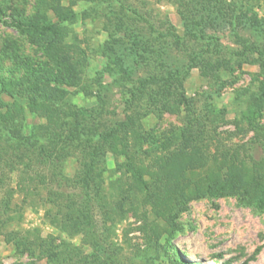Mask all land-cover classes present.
I'll return each mask as SVG.
<instances>
[{
    "label": "rangeland",
    "instance_id": "1",
    "mask_svg": "<svg viewBox=\"0 0 264 264\" xmlns=\"http://www.w3.org/2000/svg\"><path fill=\"white\" fill-rule=\"evenodd\" d=\"M59 6L75 18L59 22L57 7L44 0H0L5 102L27 106L37 98L13 96L2 85L36 72L51 81L40 96L69 112L66 128L76 122L85 140H95L130 114V85L115 82L123 71L135 81L162 77L185 101L180 114L143 119L152 138L144 149L170 142L171 149L187 145L212 158L227 152L247 162L263 157L264 56L244 48H264V0H61ZM14 21L59 29L33 37L11 27ZM51 44L71 49L51 58ZM47 122L27 110L23 131ZM182 132L190 134L188 144L178 137ZM84 145L69 143L59 162L22 147L0 154V264H60L70 252L93 264H264V210L241 191L191 201L168 221L130 189L117 171L124 160L109 151L96 158L89 189L60 185L81 170V160H91L81 155ZM5 146L0 140L1 152ZM71 204L77 213L89 212L93 223L81 219L76 229L60 231L52 222L63 220Z\"/></svg>",
    "mask_w": 264,
    "mask_h": 264
},
{
    "label": "trees",
    "instance_id": "2",
    "mask_svg": "<svg viewBox=\"0 0 264 264\" xmlns=\"http://www.w3.org/2000/svg\"><path fill=\"white\" fill-rule=\"evenodd\" d=\"M60 1L44 0L52 7L54 5L57 7H54V10L59 22L74 19L75 14L64 12L65 9L59 6ZM10 26L25 31L33 37L44 33H56L59 29L56 24L45 22L26 25L14 21ZM70 49L71 46L68 45L51 44L47 48V54L54 58L57 53L64 55ZM244 50L264 56V48L247 45ZM87 60L88 56L83 54L82 62L86 63ZM115 82L122 86L130 85L128 91L130 96L125 100L130 114L123 121L116 122L114 127L95 134V140L90 137L85 140L81 132L76 129V122L72 123L71 130L66 128L68 125L66 119L69 116L67 110L51 101L50 97L40 96L44 90L50 88V80L36 72H31L19 79L3 81V87L9 89L13 96L28 93L37 98L30 99L27 106H24L16 100L12 103L5 102L0 97V140L6 145L0 154L7 156L9 148L14 150L22 147L39 150L49 162L55 160L59 162L65 159L67 154L69 155L66 149L69 143L85 142L89 150H86L85 145L80 146L81 155L84 158L90 157L91 160H81V170L72 178H63V183L60 185L87 190L95 175V166L98 163L96 158L99 154L103 156L109 151L116 158L124 160L123 163L118 164L117 171L122 172L125 181H130V189L137 188L153 211L168 221L183 212L186 209L185 205L191 201L207 196H235L239 191L243 198L264 210V135L259 145L263 157L250 162L240 159L236 153L231 152H227L222 158L218 156L212 158L205 151L189 148L187 145L182 149H171L170 142L150 152L144 149V145L152 138L143 130V119L150 114L158 117L165 113L180 114L185 98L181 93L175 94L172 84L166 87L169 82L162 77L150 76L135 81L123 71ZM5 109L7 113H4ZM27 110L39 117H46L47 124L39 126L30 134H25L23 122ZM178 137L186 143L191 141L190 134L185 132ZM92 141L95 142L93 145H91ZM153 153L155 157L152 156ZM120 181L121 178L114 182V188L120 185ZM100 187L101 184L98 183L96 188L100 189ZM59 199L54 200V203L62 208ZM67 206L72 207H67V214L62 218L57 214L63 220L55 218L52 222L56 229L63 232L76 229L81 219L86 220L88 224L93 223V217L89 212L77 213L74 204ZM50 252L52 253V250ZM68 255L60 264H93L87 257H80V254L70 252Z\"/></svg>",
    "mask_w": 264,
    "mask_h": 264
}]
</instances>
